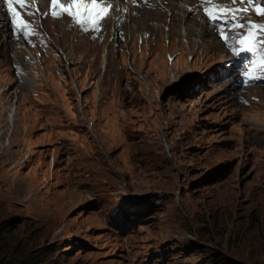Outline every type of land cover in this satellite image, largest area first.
I'll list each match as a JSON object with an SVG mask.
<instances>
[{
    "label": "rangeland",
    "instance_id": "374dc122",
    "mask_svg": "<svg viewBox=\"0 0 264 264\" xmlns=\"http://www.w3.org/2000/svg\"><path fill=\"white\" fill-rule=\"evenodd\" d=\"M162 10L29 50L0 15V264H264V88Z\"/></svg>",
    "mask_w": 264,
    "mask_h": 264
},
{
    "label": "snow or ice",
    "instance_id": "6c2138e0",
    "mask_svg": "<svg viewBox=\"0 0 264 264\" xmlns=\"http://www.w3.org/2000/svg\"><path fill=\"white\" fill-rule=\"evenodd\" d=\"M19 2V0H18ZM58 0H52L53 4H56ZM205 3L211 4L213 3V0H204ZM233 3H236L237 0H232ZM240 2H247V3H252L253 0H240ZM4 3L8 4L9 9H11L12 5V0H4ZM111 7V5H107L106 0H70L69 7L64 8V12L67 13V15L73 19V22L75 23H80L79 19H76V13L73 11H70V7H75L77 11H81L84 15H88L93 9H97V24L103 19H105L104 16H100L99 13L101 11H104V7ZM63 7V5H62ZM205 13L209 17V21L211 24L215 25L217 24L218 21L224 20L227 22V17L228 15H233L234 19H238V17L235 15L236 13H241V12H247V9H234V8H229L225 4H216L213 9H204ZM255 12L259 16H264V7L258 6L255 9ZM47 15V13H45ZM53 17H58L61 15V13L53 12L52 13ZM248 28V32L246 35L240 37V42L244 43L245 41H253L256 39V36L259 32H264V23H258V22H253V21H246V22H240L237 24L232 25L233 28L239 27V28ZM223 27V26H221ZM255 30V31H254ZM221 36L227 40V37L223 31H221ZM257 44H264V41L257 40ZM255 45H253L254 47ZM234 51H237V54H239L240 51L244 52H251L252 47H244L240 50L233 49Z\"/></svg>",
    "mask_w": 264,
    "mask_h": 264
},
{
    "label": "bare ground",
    "instance_id": "6f19581e",
    "mask_svg": "<svg viewBox=\"0 0 264 264\" xmlns=\"http://www.w3.org/2000/svg\"><path fill=\"white\" fill-rule=\"evenodd\" d=\"M165 0H153V2L157 5L158 9H155L154 11L152 10H149V11H145V12H142V11H137L139 13V17L138 19H141V18H144V17H147L151 14H153L154 16H156L157 18L160 16V11L163 9L165 11V15H167V17L170 18V20L173 18V17H176L178 15V17H180V15H184L187 16V19L190 20V16L189 15H193V12L188 10L186 8V2H182V0H174V2H171L172 0H169L168 4L165 5L163 4ZM116 3L120 2V1H115ZM161 9V10H160ZM162 10V11H163ZM132 10H130L129 13H131ZM194 16V15H193ZM129 16H127L128 18ZM177 19V18H176ZM2 20V19H1ZM137 20V17L134 16V17H130V21H136ZM191 21V20H190ZM4 22H5V19H4ZM4 22H0V34H3L5 33V30H7V26L6 24H4ZM187 24V23H186ZM186 26V25H185ZM9 31V29H8ZM203 32V31H202ZM5 35V34H3ZM9 37H10V34H9ZM8 37V38H9Z\"/></svg>",
    "mask_w": 264,
    "mask_h": 264
},
{
    "label": "trees",
    "instance_id": "16d2710c",
    "mask_svg": "<svg viewBox=\"0 0 264 264\" xmlns=\"http://www.w3.org/2000/svg\"><path fill=\"white\" fill-rule=\"evenodd\" d=\"M218 258H219L218 255H215L213 264L218 263V261H219ZM31 260H32V258H29V256H26L25 258L21 259L17 264H26V262L28 263Z\"/></svg>",
    "mask_w": 264,
    "mask_h": 264
}]
</instances>
